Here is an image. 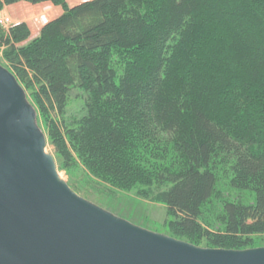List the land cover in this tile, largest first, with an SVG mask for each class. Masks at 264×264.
<instances>
[{
    "label": "trees",
    "instance_id": "1",
    "mask_svg": "<svg viewBox=\"0 0 264 264\" xmlns=\"http://www.w3.org/2000/svg\"><path fill=\"white\" fill-rule=\"evenodd\" d=\"M19 3L62 9L35 38L25 22L0 29L61 169L78 162L164 205L168 235L194 246L264 242V0H0V11ZM221 171L252 200L217 196Z\"/></svg>",
    "mask_w": 264,
    "mask_h": 264
},
{
    "label": "water",
    "instance_id": "2",
    "mask_svg": "<svg viewBox=\"0 0 264 264\" xmlns=\"http://www.w3.org/2000/svg\"><path fill=\"white\" fill-rule=\"evenodd\" d=\"M0 264H264V247H197L79 197L46 152L24 89L0 65Z\"/></svg>",
    "mask_w": 264,
    "mask_h": 264
},
{
    "label": "rangeland",
    "instance_id": "3",
    "mask_svg": "<svg viewBox=\"0 0 264 264\" xmlns=\"http://www.w3.org/2000/svg\"><path fill=\"white\" fill-rule=\"evenodd\" d=\"M65 1L69 6H73L88 0H65ZM51 6L52 7L47 6L50 7L49 8L50 13H47L46 9L39 13L37 12L35 13L36 9L33 10L32 7H30V5L28 4L27 5L19 4V6L10 7L8 9H5L6 13L5 12L4 13L11 19L12 25L18 22H24L22 20L25 21L27 20L29 22L30 28L32 29L30 30L31 33L32 32L35 33L37 31L36 30L37 28L38 30H40L41 27L44 26L48 21L58 17L59 15L58 8L61 10L62 13V9L60 7L55 8L53 7V5ZM41 13H43L44 15H40ZM0 14H2L1 11ZM18 14L20 15V18L18 17ZM0 29L4 32L8 31L7 29H4L1 26ZM35 37L36 36L32 35V38ZM1 53H2V48H0V65L6 68ZM24 91L26 93L29 103L36 110L37 124L46 137V130L44 128L42 120L38 116L36 105L32 100L31 94L29 91H26L25 89ZM81 95L82 94L78 91L71 92L66 108L67 117L77 118L81 114H83V101H82L83 99ZM46 152L53 157L60 177L68 183L69 187L71 186L72 188H74L73 192L76 193L79 197L91 202L92 204L99 206L100 208L112 213L117 217L129 221L130 223L138 227L170 237V235H168L169 233L166 227L169 217L166 207L164 205L149 200L141 199L137 197L133 191L126 192L113 188L92 177L83 167H81L78 164V162L69 172L61 169L59 159L56 157L53 148L48 144L47 137H46ZM223 173L226 172L221 171V173L218 174L217 191L219 195L217 196H220V198L228 197L231 199H235V197H238L244 199L247 202L252 200L250 195H253V193H249V192L238 193L237 191L230 190L228 187V181H229L228 177H226ZM211 206L214 207L216 211L218 210V204L215 201L211 203ZM211 206L209 205V208L204 211L208 216L209 218L208 221L213 228L217 225V221L214 215L215 213L211 211L212 209ZM258 245L259 246L255 248L264 247V242L259 241ZM197 247L209 248V247H204L203 243L199 244Z\"/></svg>",
    "mask_w": 264,
    "mask_h": 264
},
{
    "label": "crops",
    "instance_id": "4",
    "mask_svg": "<svg viewBox=\"0 0 264 264\" xmlns=\"http://www.w3.org/2000/svg\"><path fill=\"white\" fill-rule=\"evenodd\" d=\"M19 4H25V3H19ZM19 4H17V5H13V6H8V7H4V9L3 10H1V12L2 13H4L5 12V9H8V8H10V7H16V6H19ZM25 5H27V4H25ZM47 6H50V7H52L51 6V4H49V3H44V4H40V5H36V6H30V7H32V9L33 10H35V13L37 12V13H39V12H41V11H43V10H45L46 9V12L47 13H50V7H47ZM54 7V6H53ZM55 8H57V7H55ZM58 11H59V15L61 14V10L58 8ZM6 13V12H5ZM4 13V14H5ZM46 13V14H47ZM40 15H44L43 13H41ZM58 15V16H59ZM18 17L20 18V15L18 14ZM22 21H24L27 25H28V27L30 28V26H29V22L26 20H22ZM41 27V26H40ZM30 30H32L31 28H30ZM37 31L35 32V33H31V37H32V35L33 36H37L38 35V33H39V31L40 30H38V28L36 29Z\"/></svg>",
    "mask_w": 264,
    "mask_h": 264
},
{
    "label": "built area",
    "instance_id": "5",
    "mask_svg": "<svg viewBox=\"0 0 264 264\" xmlns=\"http://www.w3.org/2000/svg\"><path fill=\"white\" fill-rule=\"evenodd\" d=\"M2 14H0V26L3 27L4 29L9 30V28L12 26L11 19L4 13Z\"/></svg>",
    "mask_w": 264,
    "mask_h": 264
}]
</instances>
